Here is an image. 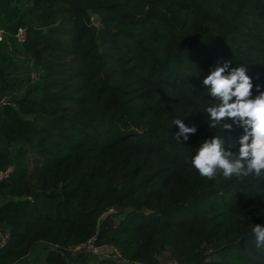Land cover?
<instances>
[{
    "label": "trees",
    "instance_id": "1",
    "mask_svg": "<svg viewBox=\"0 0 264 264\" xmlns=\"http://www.w3.org/2000/svg\"><path fill=\"white\" fill-rule=\"evenodd\" d=\"M30 14L37 84L0 122L20 144L0 185V264H264V178L208 180L185 162L243 134L209 127L210 70L244 66L253 98L264 91V0H33ZM177 118L197 127L187 142ZM92 239L121 258L74 256Z\"/></svg>",
    "mask_w": 264,
    "mask_h": 264
},
{
    "label": "clouds",
    "instance_id": "2",
    "mask_svg": "<svg viewBox=\"0 0 264 264\" xmlns=\"http://www.w3.org/2000/svg\"><path fill=\"white\" fill-rule=\"evenodd\" d=\"M230 62H223L210 70L203 85L208 95L215 101L205 109L209 127L233 130L234 125L243 129L237 140L228 137V143L216 135L202 142L194 156L186 160L201 178L212 180L217 175L225 179L264 178V91L256 86L259 95L253 98V82L244 66L231 68ZM189 115V114H188ZM187 116V115H186ZM231 121L228 123L227 121ZM172 124L179 131L174 137L177 142H187L191 134L197 132L195 125L187 126L177 118ZM238 143V150L233 151ZM256 247L264 248V226L255 224L252 228Z\"/></svg>",
    "mask_w": 264,
    "mask_h": 264
},
{
    "label": "crops",
    "instance_id": "3",
    "mask_svg": "<svg viewBox=\"0 0 264 264\" xmlns=\"http://www.w3.org/2000/svg\"><path fill=\"white\" fill-rule=\"evenodd\" d=\"M33 0H0V28L6 31L7 39L0 48V63L5 71V84L0 88V97L15 102L33 94L37 84L34 62L25 51L24 44L17 41L19 27L36 26L30 11ZM3 112L0 110V122ZM20 144L0 141V166L12 164ZM3 199L0 197V204Z\"/></svg>",
    "mask_w": 264,
    "mask_h": 264
},
{
    "label": "built area",
    "instance_id": "4",
    "mask_svg": "<svg viewBox=\"0 0 264 264\" xmlns=\"http://www.w3.org/2000/svg\"><path fill=\"white\" fill-rule=\"evenodd\" d=\"M7 37L8 36L6 31L0 28V48L5 43ZM15 37L18 42H20L21 44H25L27 41V28L23 26L19 27L17 32L15 33ZM7 105H11L15 107L14 102L4 98L0 101V110ZM14 170L15 168L13 164H9L3 168L0 166V185L6 182L11 177ZM115 212L116 211L114 209L110 210L106 215H104L102 220H104L108 215L113 214ZM9 239H10V233L0 228V248L5 247L9 242ZM85 248L86 249L89 248L93 253L99 255L102 258L114 259V260H119L121 258L120 252L115 247L97 246L95 244L94 239L90 240L86 245L76 247L74 251H83Z\"/></svg>",
    "mask_w": 264,
    "mask_h": 264
},
{
    "label": "rangeland",
    "instance_id": "5",
    "mask_svg": "<svg viewBox=\"0 0 264 264\" xmlns=\"http://www.w3.org/2000/svg\"><path fill=\"white\" fill-rule=\"evenodd\" d=\"M127 212H125V213H123V216L126 214ZM121 217V216H120ZM72 252H74L73 254H74V256H76L78 253V251H72ZM83 253H85L86 255H88L89 256V260L91 261V263L92 262H95V261H97V260H99V259H102V257H100L99 255H97V254H95V253H93L89 248H85L83 251H82ZM45 256H46V253L44 252V248H43V246H39L37 249H36V251L34 252V254L31 256V260H33V261H35V260H38L39 258L40 259H44L45 258ZM29 259V258H28ZM28 259H26V260H28ZM170 264H172V263H170Z\"/></svg>",
    "mask_w": 264,
    "mask_h": 264
}]
</instances>
